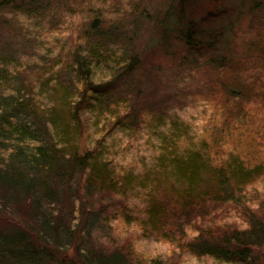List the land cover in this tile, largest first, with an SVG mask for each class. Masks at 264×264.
Instances as JSON below:
<instances>
[{
  "label": "trees",
  "instance_id": "16d2710c",
  "mask_svg": "<svg viewBox=\"0 0 264 264\" xmlns=\"http://www.w3.org/2000/svg\"><path fill=\"white\" fill-rule=\"evenodd\" d=\"M91 1L84 0L89 3L93 14L87 17L89 21L77 37L79 42L71 51L72 59L68 64L62 62L57 73L45 77L42 72L49 74L47 61L40 57L43 64L39 76L41 90L37 92L32 83L21 85L24 81L19 79L21 70L26 68V63H22L25 54L27 58L35 55L27 52V48L32 47L36 34L29 31L31 27L21 30L23 27L10 24L8 33L13 34L4 40L0 31V38H3L0 39V189L7 222L5 228H0V264H174L161 256L141 260L121 248H99L95 243L83 240L80 233L76 235L79 230L91 226L97 216L108 212L92 203L95 195L103 191L124 194L143 188L151 193L146 196L144 215L135 217L128 211L125 215L131 218L129 222L138 219L147 234H162L174 241L177 232L169 230L170 217L180 215L188 222L200 214L195 213L197 208L204 214L205 208L212 203L222 205V208L237 206L247 217L244 225L229 229L216 225L208 231L200 229L188 240L187 246L202 258L196 264H211L203 256L220 263L264 264V207L260 205L264 200L258 203L257 198L253 200L252 195L249 196L251 185L264 177V160H258L256 155V151H264V130L257 132L255 147L243 146L245 140L238 135L242 132L239 124L246 126V121L250 117L253 119L247 107H243V101L240 103L246 96L244 87H241L243 84H239V80V85L233 81L225 83L228 93L234 99L238 98V102L234 100L235 105L229 102L225 105L230 108H226L228 115L224 117L222 127L216 128L219 138L212 134L218 147L214 154L207 134L202 131L195 141L191 124L175 116L169 102L163 107L162 101L148 99L146 85H135L137 94L146 93L143 100L117 99L119 97L112 95L120 80L134 82V78H139L136 77L137 69L143 60L137 45L141 34L139 27L144 16L147 20L152 19L151 12L149 14L144 5L139 13L142 19L127 17L107 24L102 7L91 6ZM175 1L167 0V11L154 26L160 47H170L176 37L186 51L181 56L182 63H179L182 67L200 68L203 63L200 59L210 54L204 65L211 64L216 69L230 68L232 61L227 55L213 52L216 45L214 41H207V29L190 17H182L190 1L177 0L179 11ZM243 2L246 8L240 11L238 24L248 13L264 10V0ZM57 3L64 2L0 0V29L4 25L9 27L7 15H18L29 21L32 27H48L46 33L51 36L56 28L66 25V20L55 12ZM71 3H67L66 12L72 7L77 9V3ZM135 10L132 11L135 13ZM127 22L133 27L123 30ZM263 26L264 12H261L256 22L251 21L248 26L256 31L252 41L248 46L242 43L254 49L257 57L263 52L260 49L264 38L257 34L263 32ZM37 36L47 38L42 33ZM19 43L29 53L24 52L22 58L16 47ZM35 47L41 48L40 45ZM57 64L51 68H56ZM260 64L264 75V64ZM247 74L250 83L263 78L261 73ZM109 76L113 77L110 81H101ZM79 83L83 85L82 90L77 87ZM256 85L248 86L252 88L254 98L259 92ZM30 86L32 90H29ZM81 93H84L83 97ZM75 96L82 98L76 102L72 99ZM231 108L236 109L240 121L231 120ZM90 117L98 126L109 118L115 127L130 133H140L146 120L150 119L161 146L154 163L129 171L118 165L113 147L105 140L99 142L96 139L92 147L87 145L88 142H82L88 131L95 132L93 128H98ZM230 140H234V145ZM170 175L177 176L181 187L175 189L171 185L169 189L174 191V196L162 200L158 184L169 179ZM85 197L88 199L84 201L86 203L81 201ZM252 200L259 205H254ZM14 202L17 207L12 204ZM62 203L68 206L65 211L60 207ZM175 205L182 208L181 213L172 212ZM70 250H74L73 256H70Z\"/></svg>",
  "mask_w": 264,
  "mask_h": 264
},
{
  "label": "rangeland",
  "instance_id": "374dc122",
  "mask_svg": "<svg viewBox=\"0 0 264 264\" xmlns=\"http://www.w3.org/2000/svg\"><path fill=\"white\" fill-rule=\"evenodd\" d=\"M87 1L90 0H86V2ZM189 1L190 3L184 14H182V17H190L201 23L203 28L207 29V41H214L216 45V47H214L215 51L213 52L227 55L229 60L232 61L230 68L216 69L213 68L214 66L211 64L204 65L210 54L206 58L203 57L200 59V61L203 62L200 68H192L191 70L189 68L187 69V65L182 67L179 63H182L181 56L183 53H186V51L184 44L176 37L174 41H172V45L170 44V47H160V44L157 43L158 35L154 26L157 21H160L159 19H162L167 11V0L91 1L93 3L91 6L97 5V8L98 6L102 7L103 13H105L103 18L105 17L107 24L113 23L116 19L120 18H141L139 17V13L144 5L147 7L149 14L151 12L150 18L152 19L147 20L144 16L143 19L141 18L142 21L139 27L141 34H139V38L137 39V45L143 59L141 67L137 69L138 72L136 77L139 78H134V82L120 80V85L117 86L118 88L114 91L115 95H112L114 97H119L117 99L128 97L129 99L132 98L131 100L137 98L143 100L146 97V93L137 94L135 85H137V83L144 86L146 85L145 88L148 90L147 98L150 100L156 99L162 101L163 107L169 102L168 106L171 105L172 111L176 113L175 116L183 120V122L185 121L191 124L190 128L192 127L191 131L194 134L195 141L203 134L201 133L202 131L207 134L213 148V153L215 154V150H217L218 147L215 145L216 142L212 134L217 137L220 135L216 128L222 127L224 117L228 115L226 108H230L225 105H228V102L235 105L234 100L238 102V98L234 99L232 97L233 95L228 93L229 89L226 87L225 83L233 81L235 84H238L237 80H239V84H243L241 87H244L246 93V96L244 99L240 100V103L243 101V107H247L253 119L250 117L249 121H246V126L241 123L239 124L241 125L240 129H242V132L238 135L245 140L243 146L255 147L257 132L259 131L261 133V131L264 130V119L262 116L264 115V75L261 70L262 68L259 67L260 63V65L264 64V41L261 43L262 47L260 46L262 49H260V51L263 52L259 54V57H257L256 53H253L254 49H249L242 43L247 44V46L250 44L253 34L256 33V31L248 29V26L251 21L256 22V18H258V15L264 12V10L262 9V11H260V9H257V11H254L251 15L248 13L244 18L242 17L241 23L238 24L239 13L243 10L242 8H246L243 0ZM63 2L64 3H59V5L57 3L55 5L57 9L55 12L61 19L66 20V25L64 26L63 24L61 29L56 28L54 31L55 33L51 36L50 33H46L48 27H32L29 21L18 15V17L16 15H7L9 21L6 24L9 25V27L3 24L4 26L0 29V31L3 32L4 37L3 35L2 37L4 40L10 39L11 36L9 35L13 34V32L8 33L10 31V24H15L18 28L23 27L21 30L31 27L29 31L36 34L34 35L32 47L27 48V52H33L35 55H33V57L28 56L27 58L25 54L26 58H23L22 63H26V68L23 69V71L21 70L19 75V79L24 81L21 85L32 83L36 92L39 91V89L41 90L39 87L41 78L39 76L42 72L41 67L43 64L40 62V57H43V60L47 61L46 65L49 71V74H44V72H42V75L47 77L57 73L58 69L64 64V61L68 64L72 59L71 51L77 48V43L79 42L77 37L82 27H85V23L89 21V16L93 14L90 5H87L89 3L84 2V0H63ZM68 2H72L71 5L77 3V9L70 5V7H72V10H70L72 13L70 11L66 12L69 8L67 6ZM175 4L177 11H179L178 7L180 6L177 0ZM83 6L86 7L80 9L83 8ZM133 9H136L135 13L132 11ZM65 16H67V18H65ZM17 18H19V20ZM238 25L240 26L238 27ZM132 27L133 24L127 22L123 26V30H130ZM262 28L263 32L260 31L257 32V34L261 36V38H264V26ZM239 30L241 31L239 32ZM37 33L45 34L47 38L38 37ZM234 35H237V37ZM246 37L247 40L245 39ZM249 37L251 40H248ZM3 38L0 39L3 40ZM19 42H21L20 39ZM20 45V43L19 45L16 44V47L19 48L20 53L18 55L22 58L25 51ZM38 45H40L41 48L35 47H38ZM256 52H258V49ZM58 60L61 62L60 64H57L59 62ZM54 63L57 64L56 68H51ZM153 71H155L154 74L152 73ZM249 72L253 74L252 76L261 73L263 78L261 77L257 83H250L248 81L250 76L247 74ZM112 78L111 76L105 77L101 81L108 82ZM250 85L253 87L256 85V89L258 88L257 90H259L255 98L253 96L254 92L251 90L252 88H248ZM77 87L80 90L83 89L81 83H79ZM29 90H32L31 86ZM149 91L153 93L150 94ZM81 94L83 97L84 93ZM82 97L75 96L72 99L77 102L79 98ZM120 105L124 106V104ZM235 111L236 109L231 108V114H229L231 120L233 118L237 119L239 116ZM90 118L92 119V123L98 126V123L94 122V118ZM148 118L149 117L146 119ZM109 120L110 119L107 118L105 122L99 124L97 130L94 125L93 127L95 128L93 129L95 132H92V130L88 131V135L82 137V142H88L87 145L92 147L93 144H96V139H99V142L105 140L107 145L113 147L112 152L117 155L116 162L118 165L129 171L134 167L139 170L144 167L143 165H152L155 155L158 154V149L161 146L158 132L153 130L155 126L150 124L151 120L149 119L148 122L144 120V127L141 128L140 133L126 132L121 128L115 127L114 123L109 122ZM230 141L231 145H234V140ZM252 151L254 150L252 149ZM256 155L258 156V160H264V151L261 152L258 150L256 151ZM171 185L174 186L171 188L175 189L176 187H181L177 176L170 175L169 179L158 184V191L160 192L159 195L162 200L174 196V191L169 189ZM249 193V196L252 195L253 200L255 198L258 199V203L264 200L263 176L251 185ZM150 194L151 193L148 192L147 189L143 188L128 191L124 194H114L113 192L110 194L107 191H103L100 195H95V200H91L92 203L95 202L97 208H102L103 211L107 210L108 212L104 214L100 213L101 215L97 216V219L91 226L87 227L84 231L79 230L76 232V235L80 233V237H84L83 240L87 239L95 243L99 248L105 247L110 250L121 248L124 251L131 252L132 254L130 255L132 257L141 260H147V258L152 256H161L174 264L175 262L179 264H196L202 258L193 254L192 250L187 246V243L189 239L197 235L199 232L198 230L207 229L206 231H208L210 227L216 228V225L219 226V228L229 229L246 223L247 217L240 212L237 206L229 205L222 208V205L212 203L209 207L205 208L206 212L204 211V214L201 212L203 210L197 208L195 213L197 212L200 214L195 215V218L188 222H186L182 216L180 217V215H177L176 218L170 217L171 224L168 225L170 228L169 230L175 229L177 232L173 237L174 241H170L164 238L162 234H147L138 219L129 222L130 217H126L127 211L131 212L135 217L143 216L144 208L147 205L146 198ZM1 196L2 191L0 189V228H5L7 223L6 212L5 209H3L4 205L1 204L3 200ZM86 197L81 201H87L88 199ZM253 200L252 203L254 205H259ZM12 204L17 207V203L14 202ZM260 205L264 207L263 202H261ZM60 207L63 211L68 208L65 203H62ZM181 209L179 205H175L171 210L173 213L178 214V211L181 213ZM236 210H238V212ZM63 211L62 213L65 215ZM262 211L263 210H260V212ZM82 216L85 218L84 214H82ZM173 224L175 226H172ZM69 254L73 256L74 250H70ZM203 259L210 261L211 264H231L224 262L220 263L212 257L203 256ZM48 264L53 263L49 262Z\"/></svg>",
  "mask_w": 264,
  "mask_h": 264
}]
</instances>
